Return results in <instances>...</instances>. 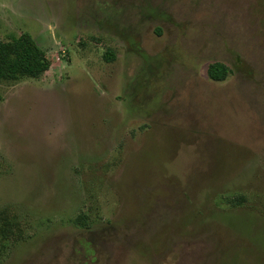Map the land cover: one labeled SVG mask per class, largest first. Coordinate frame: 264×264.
<instances>
[{
  "label": "rangeland",
  "instance_id": "1",
  "mask_svg": "<svg viewBox=\"0 0 264 264\" xmlns=\"http://www.w3.org/2000/svg\"><path fill=\"white\" fill-rule=\"evenodd\" d=\"M21 38L0 264H264V0H0Z\"/></svg>",
  "mask_w": 264,
  "mask_h": 264
},
{
  "label": "trees",
  "instance_id": "2",
  "mask_svg": "<svg viewBox=\"0 0 264 264\" xmlns=\"http://www.w3.org/2000/svg\"><path fill=\"white\" fill-rule=\"evenodd\" d=\"M47 70L44 53L25 38L0 48V81L39 78ZM208 76L214 82H224L228 70L223 65L214 64L209 68Z\"/></svg>",
  "mask_w": 264,
  "mask_h": 264
}]
</instances>
